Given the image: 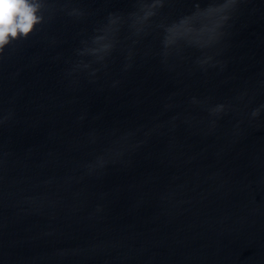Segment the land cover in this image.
<instances>
[{
    "label": "water",
    "instance_id": "95a60500",
    "mask_svg": "<svg viewBox=\"0 0 264 264\" xmlns=\"http://www.w3.org/2000/svg\"><path fill=\"white\" fill-rule=\"evenodd\" d=\"M31 2L0 264H264V0Z\"/></svg>",
    "mask_w": 264,
    "mask_h": 264
},
{
    "label": "clouds",
    "instance_id": "9594fccd",
    "mask_svg": "<svg viewBox=\"0 0 264 264\" xmlns=\"http://www.w3.org/2000/svg\"><path fill=\"white\" fill-rule=\"evenodd\" d=\"M36 13L31 0H0V48L10 38L26 36L37 23Z\"/></svg>",
    "mask_w": 264,
    "mask_h": 264
}]
</instances>
